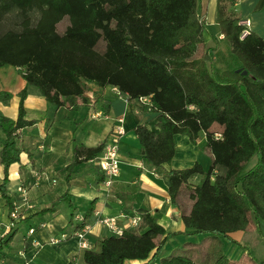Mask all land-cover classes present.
<instances>
[{
	"label": "trees",
	"instance_id": "trees-1",
	"mask_svg": "<svg viewBox=\"0 0 264 264\" xmlns=\"http://www.w3.org/2000/svg\"><path fill=\"white\" fill-rule=\"evenodd\" d=\"M235 1L217 0L216 22L237 59L236 67L218 69L204 38L199 0H0V67H19L27 84L36 86L48 103L74 105L94 84L112 86L130 103L156 111L158 131L145 123L134 128L143 159L154 167L172 160L175 134L188 136L194 144L205 139L209 166L195 162L171 168L168 192L181 209L187 232L207 234L212 249L200 259L176 250L159 264H231L220 237L230 238L252 222L264 224V39L252 30L241 38V17L232 10ZM65 17L68 24L60 31ZM26 95V88L18 92L16 118L0 108V193L10 211V165L21 161L23 151L31 156L17 143L19 130L37 122L26 118ZM140 96L149 97L148 106L137 101ZM11 97L0 87V104ZM110 107L104 102L105 113ZM104 144L85 146L72 140L65 167L67 190L40 211L67 202V239L89 222L92 210L75 220L69 180ZM196 175L199 181L191 182ZM183 193L188 207L181 203ZM116 195L131 208L129 193ZM140 216L138 227L104 235L94 248L83 249L85 263L124 264L128 258H147L152 250L151 259L160 253L164 226L150 212ZM16 232L0 238V258L8 254ZM255 262L264 264V258Z\"/></svg>",
	"mask_w": 264,
	"mask_h": 264
},
{
	"label": "crops",
	"instance_id": "crops-1",
	"mask_svg": "<svg viewBox=\"0 0 264 264\" xmlns=\"http://www.w3.org/2000/svg\"><path fill=\"white\" fill-rule=\"evenodd\" d=\"M232 10L241 19L250 20V29L264 39V0H236ZM200 17L205 21L204 38L210 51L224 52L230 46L224 39L216 22L217 0H199ZM237 64L233 56L229 58ZM19 67L6 65L0 67V87L12 93L6 104H0L1 110L9 117L18 114V92L27 89L24 100L27 119H36L33 125L19 130L21 146L31 153L29 157L22 152L21 161L9 168L7 193L14 204L19 207V216L11 226V217L6 200L0 193V238L8 237L15 229L11 248L0 264H87L82 259L83 249L77 236L52 241L51 238L62 231H67L71 208L66 201H61L56 208L40 212L67 190L65 167L70 161L72 140L85 146H95L118 140L120 172L110 187L104 184V174L95 159L81 162L69 180V193L77 214L83 215L90 210L88 221L90 231L88 239L99 243L104 235L113 234L111 229L102 223V217H112L125 229L132 227V216L150 212L165 228L163 248L152 259L155 250L147 258H128L124 264H159L163 256L172 252L189 251L194 257L202 258L212 249V241L207 234H190L181 216V209L170 198L168 187L171 185L169 171L171 168H184L199 162L207 168L211 162V154L205 148L202 137L194 144L188 136L175 134V154L172 160L159 167H154L143 159L140 142L134 128L145 123L153 131H158L157 112L148 108H140L130 103L123 95L117 94L115 88L98 87L89 84L83 97H79L74 105L66 103L56 107L48 103L44 95L27 84ZM18 96V97H15ZM111 105L105 113L104 102ZM122 118V122L119 121ZM122 124L125 132L117 136L114 128ZM0 130V139L3 138ZM0 183L3 178V166L0 165ZM200 175L192 178L197 182ZM25 189V194L18 187ZM1 192V191H0ZM117 192H127L128 206L119 198ZM183 193L181 203L186 207L190 202ZM141 217V216H140ZM34 229L30 232V229ZM251 223L245 230L230 234V238L220 237L224 252L231 264H256L260 259L252 254L244 237H255L257 229L251 231ZM264 240V238H263ZM238 246L243 250L238 251Z\"/></svg>",
	"mask_w": 264,
	"mask_h": 264
},
{
	"label": "built area",
	"instance_id": "built-area-1",
	"mask_svg": "<svg viewBox=\"0 0 264 264\" xmlns=\"http://www.w3.org/2000/svg\"><path fill=\"white\" fill-rule=\"evenodd\" d=\"M239 24H241L243 26V28L241 30V34H240L241 38H243L250 33L251 23H250L249 19H240ZM116 92H117V94L122 95L120 93V91L117 89H116ZM123 96L127 100L126 96L125 95H123ZM137 101L143 105L148 106L149 101H151V100L147 96H140ZM122 120H123L122 118H119L120 122H122ZM114 131H115L114 133L117 136H120L125 132V128L122 124L119 123L115 126ZM94 159L104 174V184L107 187H110L114 181V178L120 172L119 142H118V140L113 141V143L112 142L105 143L103 150ZM18 191H22L23 194L26 193L25 189L22 186L18 187ZM9 214L11 217L10 225L12 226L14 224L15 220L19 216V207L14 204V207L9 212ZM82 219H83V216L81 214L75 215L76 221H81ZM100 221L102 223H104L105 225H107L111 229L113 234H117V235L121 234V233H123V231L125 229L123 227H120L116 223L115 219L112 217H102L100 219ZM140 221H141L140 216H132V218H131L132 227L131 228L138 227ZM89 229H90L89 222H85V224L81 228H79L78 230H75L74 235L79 238L80 244H78V245H80V248H82V249L94 248L96 246V243L94 241H90L88 239V233L90 231ZM33 231H34L33 228L30 229V232H33ZM68 236H69L68 231H62L58 235L52 237L51 240L52 241H61V240L67 239ZM74 264H77V263L74 262Z\"/></svg>",
	"mask_w": 264,
	"mask_h": 264
},
{
	"label": "rangeland",
	"instance_id": "rangeland-1",
	"mask_svg": "<svg viewBox=\"0 0 264 264\" xmlns=\"http://www.w3.org/2000/svg\"><path fill=\"white\" fill-rule=\"evenodd\" d=\"M68 24V18L65 17L58 25V28L60 31H63L65 26ZM229 48H225L224 52L220 53V52H215L212 56H213V65L214 67L218 68V69H224V68H233L236 67V63H232V61L229 59L231 56H233L230 52V50H228ZM234 58V56H233ZM235 59V58H234ZM36 89H38L36 86H34ZM39 90V89H38ZM18 97V96H15ZM217 128V127H216ZM17 143L19 146H21L22 144V140L19 137L17 139ZM1 169V167H0ZM257 223L252 222L251 223V231L254 229H257ZM253 235L255 237H244V242L249 244V248L251 249L252 254H254L256 257L262 259L264 258V224H260L259 225V230H257V232ZM242 251L243 247L242 246H238V251Z\"/></svg>",
	"mask_w": 264,
	"mask_h": 264
},
{
	"label": "water",
	"instance_id": "water-1",
	"mask_svg": "<svg viewBox=\"0 0 264 264\" xmlns=\"http://www.w3.org/2000/svg\"><path fill=\"white\" fill-rule=\"evenodd\" d=\"M247 71L246 70H243V73H246Z\"/></svg>",
	"mask_w": 264,
	"mask_h": 264
}]
</instances>
